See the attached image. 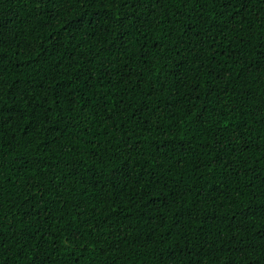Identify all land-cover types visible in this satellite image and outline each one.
<instances>
[{
    "label": "trees",
    "instance_id": "trees-1",
    "mask_svg": "<svg viewBox=\"0 0 264 264\" xmlns=\"http://www.w3.org/2000/svg\"><path fill=\"white\" fill-rule=\"evenodd\" d=\"M0 264H264V0H0Z\"/></svg>",
    "mask_w": 264,
    "mask_h": 264
}]
</instances>
